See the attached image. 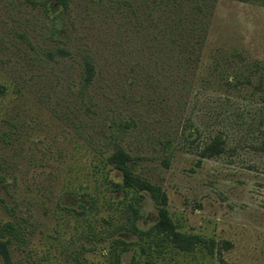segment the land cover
<instances>
[{"label": "rangeland", "instance_id": "obj_1", "mask_svg": "<svg viewBox=\"0 0 264 264\" xmlns=\"http://www.w3.org/2000/svg\"><path fill=\"white\" fill-rule=\"evenodd\" d=\"M44 1L0 0V223L28 239L12 261L106 263L120 237L125 264H264V0H180L204 10L200 55L166 43L173 0H68L58 35ZM109 146L166 193L192 250L154 246L157 206L121 186Z\"/></svg>", "mask_w": 264, "mask_h": 264}, {"label": "trees", "instance_id": "obj_2", "mask_svg": "<svg viewBox=\"0 0 264 264\" xmlns=\"http://www.w3.org/2000/svg\"><path fill=\"white\" fill-rule=\"evenodd\" d=\"M162 0L153 1V10H159V5ZM68 0H45L42 3V7L48 18L52 22V27L54 29L55 35H58L63 30V22L61 18V12L66 9ZM196 5V6H195ZM191 9L187 4L180 0H173V6L168 7L164 12L173 14L171 16V22L166 24V29H168L167 42L172 41V44L178 46V51L181 53H187L186 55H200V47L204 43L206 34L203 33L204 26H202V17L200 14H204V10L201 4L195 3ZM204 22V21H203ZM179 55H181L179 53ZM94 76V66L91 62L86 61L85 63V84L91 82ZM116 132H110V137L115 138ZM225 139L221 134L214 135L206 146L202 150V156H206L209 153H219L224 149ZM167 149L171 152L173 144L168 142ZM101 151V156L104 160L113 165L122 176L121 186L124 188H134L138 191L148 192L153 199L158 210V222L155 225V230L158 235L156 240H154V246L160 247L165 244L166 241L172 242L178 249L182 251L192 250L194 246L200 241V237L197 235H191L183 233L176 228V224L169 216L168 210L166 208L167 195L162 189L148 181L147 179L141 177L138 174V163L134 161L133 156L127 152L121 146L99 148ZM87 204V205H86ZM95 205V198L90 196L86 202L84 200L81 205V210L76 213L81 216H86L89 212V207ZM88 206V207H87ZM14 211V209L9 208ZM105 222H109V219H105ZM121 228L129 229L133 231L142 240L145 239L144 235L151 234V230L140 229L133 222L132 227L122 226ZM115 232V231H114ZM28 241L22 228L19 224H15L12 221H6L0 223V255L3 258L5 264H15L11 259L10 246L16 244L15 246L21 248ZM132 244L127 240L120 237H113L110 246V258L106 259L107 262L95 263V264H125L122 260V256L119 253V247L123 245V250ZM24 248V247H23ZM144 249V247H142ZM224 262V261H223ZM227 264V263H224Z\"/></svg>", "mask_w": 264, "mask_h": 264}]
</instances>
